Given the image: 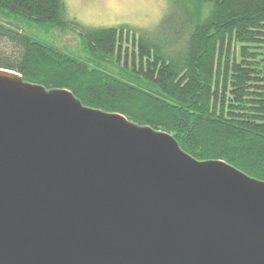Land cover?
I'll use <instances>...</instances> for the list:
<instances>
[{"label":"water","instance_id":"95a60500","mask_svg":"<svg viewBox=\"0 0 264 264\" xmlns=\"http://www.w3.org/2000/svg\"><path fill=\"white\" fill-rule=\"evenodd\" d=\"M0 264H264V181L0 69Z\"/></svg>","mask_w":264,"mask_h":264},{"label":"trees","instance_id":"16d2710c","mask_svg":"<svg viewBox=\"0 0 264 264\" xmlns=\"http://www.w3.org/2000/svg\"><path fill=\"white\" fill-rule=\"evenodd\" d=\"M168 1L147 30L80 26L63 17L62 0H0V69L67 89L84 106L169 133L196 160H222L264 181V0ZM21 22L74 26L89 52L150 88L47 45Z\"/></svg>","mask_w":264,"mask_h":264},{"label":"rangeland","instance_id":"374dc122","mask_svg":"<svg viewBox=\"0 0 264 264\" xmlns=\"http://www.w3.org/2000/svg\"><path fill=\"white\" fill-rule=\"evenodd\" d=\"M63 17L83 27H113L127 25L136 29H153L164 16L168 0H62ZM0 18L3 17L0 15ZM5 20V19H4ZM20 28L38 40L64 51L67 55L100 68L117 78L147 89L129 69L116 65L111 58L89 52L79 30L72 25H32L25 22ZM63 27V28H62ZM128 63L132 50L131 35L124 42ZM129 68V64L127 65ZM150 88V86H148Z\"/></svg>","mask_w":264,"mask_h":264}]
</instances>
